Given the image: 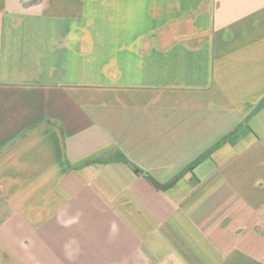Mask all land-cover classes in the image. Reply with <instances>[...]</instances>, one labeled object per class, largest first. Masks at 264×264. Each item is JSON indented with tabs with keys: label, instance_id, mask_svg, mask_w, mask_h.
Wrapping results in <instances>:
<instances>
[{
	"label": "crops",
	"instance_id": "obj_1",
	"mask_svg": "<svg viewBox=\"0 0 264 264\" xmlns=\"http://www.w3.org/2000/svg\"><path fill=\"white\" fill-rule=\"evenodd\" d=\"M0 264H264V0H0Z\"/></svg>",
	"mask_w": 264,
	"mask_h": 264
},
{
	"label": "trees",
	"instance_id": "obj_2",
	"mask_svg": "<svg viewBox=\"0 0 264 264\" xmlns=\"http://www.w3.org/2000/svg\"><path fill=\"white\" fill-rule=\"evenodd\" d=\"M136 171H139V169H136Z\"/></svg>",
	"mask_w": 264,
	"mask_h": 264
}]
</instances>
